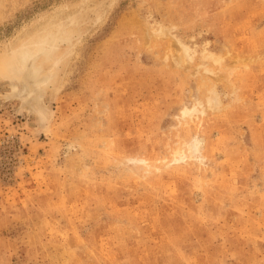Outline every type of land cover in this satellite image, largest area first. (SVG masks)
I'll return each instance as SVG.
<instances>
[{
  "label": "rangeland",
  "instance_id": "374dc122",
  "mask_svg": "<svg viewBox=\"0 0 264 264\" xmlns=\"http://www.w3.org/2000/svg\"><path fill=\"white\" fill-rule=\"evenodd\" d=\"M69 17L46 123L0 73V264H264V0H0V59Z\"/></svg>",
  "mask_w": 264,
  "mask_h": 264
},
{
  "label": "bare ground",
  "instance_id": "6f19581e",
  "mask_svg": "<svg viewBox=\"0 0 264 264\" xmlns=\"http://www.w3.org/2000/svg\"><path fill=\"white\" fill-rule=\"evenodd\" d=\"M55 20L41 24V29L34 30L27 41H21L18 47L7 51L0 59V73L9 88L3 101L17 100L18 114L26 112L34 115L40 124L46 123L50 116L48 96L52 91H58L56 87L60 82L64 55L74 46L81 26L86 23L85 19L72 20V17L66 22ZM195 111V108H186L183 114ZM197 146L195 143V150ZM182 156L181 152H177L176 160Z\"/></svg>",
  "mask_w": 264,
  "mask_h": 264
}]
</instances>
